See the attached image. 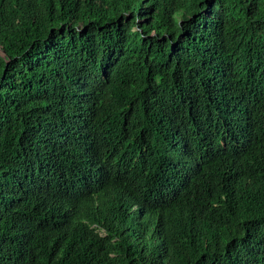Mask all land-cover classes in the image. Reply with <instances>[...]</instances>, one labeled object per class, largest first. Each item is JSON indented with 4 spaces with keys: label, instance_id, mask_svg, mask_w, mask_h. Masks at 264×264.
<instances>
[{
    "label": "trees",
    "instance_id": "16d2710c",
    "mask_svg": "<svg viewBox=\"0 0 264 264\" xmlns=\"http://www.w3.org/2000/svg\"><path fill=\"white\" fill-rule=\"evenodd\" d=\"M0 264H264V0H0Z\"/></svg>",
    "mask_w": 264,
    "mask_h": 264
}]
</instances>
